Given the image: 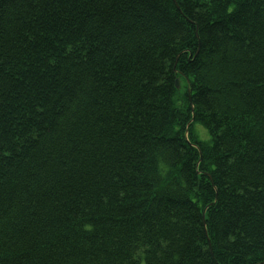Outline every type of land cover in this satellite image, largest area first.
Listing matches in <instances>:
<instances>
[{"label":"trees","instance_id":"trees-1","mask_svg":"<svg viewBox=\"0 0 264 264\" xmlns=\"http://www.w3.org/2000/svg\"><path fill=\"white\" fill-rule=\"evenodd\" d=\"M141 263L264 264V0H0V264Z\"/></svg>","mask_w":264,"mask_h":264},{"label":"rangeland","instance_id":"rangeland-1","mask_svg":"<svg viewBox=\"0 0 264 264\" xmlns=\"http://www.w3.org/2000/svg\"><path fill=\"white\" fill-rule=\"evenodd\" d=\"M178 89L181 90V91H184L185 90V88L183 87V85L182 84L180 85V83H179V88ZM194 131H195V133L198 136V139L200 141L201 140H207L208 139V135H207L206 130L202 126H200L199 124H195L194 125ZM141 264H143V263H141Z\"/></svg>","mask_w":264,"mask_h":264},{"label":"water","instance_id":"water-1","mask_svg":"<svg viewBox=\"0 0 264 264\" xmlns=\"http://www.w3.org/2000/svg\"><path fill=\"white\" fill-rule=\"evenodd\" d=\"M175 84H176V88H179V80H176Z\"/></svg>","mask_w":264,"mask_h":264}]
</instances>
